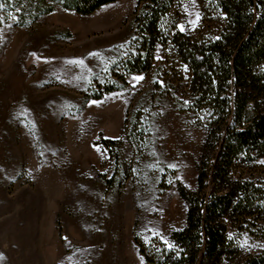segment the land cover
<instances>
[{
  "label": "rangeland",
  "instance_id": "1",
  "mask_svg": "<svg viewBox=\"0 0 264 264\" xmlns=\"http://www.w3.org/2000/svg\"><path fill=\"white\" fill-rule=\"evenodd\" d=\"M26 1L0 0V264H148L138 244L168 243L185 225L178 185L196 186L204 131L186 76L165 78L158 47L164 62L118 82L137 0L36 18ZM182 12L179 30L192 31L197 0ZM246 171L264 181L263 160ZM228 237L238 256L264 250L261 234Z\"/></svg>",
  "mask_w": 264,
  "mask_h": 264
},
{
  "label": "trees",
  "instance_id": "2",
  "mask_svg": "<svg viewBox=\"0 0 264 264\" xmlns=\"http://www.w3.org/2000/svg\"><path fill=\"white\" fill-rule=\"evenodd\" d=\"M117 1L27 0L21 10L33 11L36 18L58 5L90 15ZM197 3V26L182 32V0H137L128 19L133 39L115 65L124 86L128 76L170 62L173 75L164 76H186L189 109L204 131L195 189L178 185L186 206L184 227L168 243H139V252L148 264H221L231 258L235 264H264V250L238 256L228 237L229 227L264 236V181L246 176L247 169L264 161V0ZM158 47L164 61L156 60ZM118 88L107 85L105 92ZM134 130L127 129L129 138H136Z\"/></svg>",
  "mask_w": 264,
  "mask_h": 264
},
{
  "label": "snow or ice",
  "instance_id": "3",
  "mask_svg": "<svg viewBox=\"0 0 264 264\" xmlns=\"http://www.w3.org/2000/svg\"><path fill=\"white\" fill-rule=\"evenodd\" d=\"M3 7L4 6L2 4H0V9H2ZM0 23H3V17H0ZM181 30H183V29H181ZM135 79H142V77H138V78H135Z\"/></svg>",
  "mask_w": 264,
  "mask_h": 264
}]
</instances>
